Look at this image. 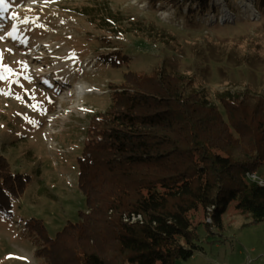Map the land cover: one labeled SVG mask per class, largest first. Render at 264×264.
Here are the masks:
<instances>
[{
  "label": "rangeland",
  "instance_id": "374dc122",
  "mask_svg": "<svg viewBox=\"0 0 264 264\" xmlns=\"http://www.w3.org/2000/svg\"><path fill=\"white\" fill-rule=\"evenodd\" d=\"M208 3L204 11L193 3L190 12L184 0H4L0 153L27 183L10 213L0 211V264L42 261L29 219L42 220L51 237L79 219L85 209L79 158L92 121L109 106L110 83L124 71L165 66L192 78L219 106L217 95L226 90L264 98V0ZM108 45L127 53L128 62L101 63L98 54L111 51ZM80 81L90 91L76 97L72 87ZM257 174L264 179V167ZM235 202L212 233L196 215L200 248L176 264H264V221Z\"/></svg>",
  "mask_w": 264,
  "mask_h": 264
},
{
  "label": "trees",
  "instance_id": "16d2710c",
  "mask_svg": "<svg viewBox=\"0 0 264 264\" xmlns=\"http://www.w3.org/2000/svg\"><path fill=\"white\" fill-rule=\"evenodd\" d=\"M184 1L190 12L193 3L209 9L208 0ZM108 46L101 63L128 62L127 53ZM110 88L109 106L92 121L79 158V219L52 237L42 220L27 221L41 240L38 264H176L200 248L196 215L212 233L233 200L264 221V184L248 176L264 167L262 96L226 90L219 106L192 78L165 66L126 70ZM26 183L0 153V211L10 213ZM132 215L141 220H125Z\"/></svg>",
  "mask_w": 264,
  "mask_h": 264
},
{
  "label": "bare ground",
  "instance_id": "6f19581e",
  "mask_svg": "<svg viewBox=\"0 0 264 264\" xmlns=\"http://www.w3.org/2000/svg\"><path fill=\"white\" fill-rule=\"evenodd\" d=\"M227 17H229V16H227ZM68 88H69V86L67 84L62 85V89H68ZM72 88H73V94L76 97H81L83 94L90 91L89 86L82 81L75 83Z\"/></svg>",
  "mask_w": 264,
  "mask_h": 264
},
{
  "label": "built area",
  "instance_id": "2783aa9c",
  "mask_svg": "<svg viewBox=\"0 0 264 264\" xmlns=\"http://www.w3.org/2000/svg\"><path fill=\"white\" fill-rule=\"evenodd\" d=\"M248 176L253 179V180H256L258 181L260 184H264V179H262L261 177H259L257 175V173L253 172V173H248ZM125 220L127 221H136V220H141V216L140 215H132L130 218H126ZM207 221H211V218H207Z\"/></svg>",
  "mask_w": 264,
  "mask_h": 264
},
{
  "label": "snow or ice",
  "instance_id": "6c2138e0",
  "mask_svg": "<svg viewBox=\"0 0 264 264\" xmlns=\"http://www.w3.org/2000/svg\"><path fill=\"white\" fill-rule=\"evenodd\" d=\"M0 6H3L5 8V10H7V5L4 4V0H0ZM9 35H11V33H9ZM2 78L3 77H0V79H2Z\"/></svg>",
  "mask_w": 264,
  "mask_h": 264
}]
</instances>
